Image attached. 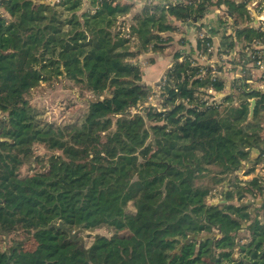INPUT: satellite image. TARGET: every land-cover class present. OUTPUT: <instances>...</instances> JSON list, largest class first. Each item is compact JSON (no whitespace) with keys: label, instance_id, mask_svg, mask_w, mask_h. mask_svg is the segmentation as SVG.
I'll return each mask as SVG.
<instances>
[{"label":"trees","instance_id":"obj_1","mask_svg":"<svg viewBox=\"0 0 264 264\" xmlns=\"http://www.w3.org/2000/svg\"><path fill=\"white\" fill-rule=\"evenodd\" d=\"M221 5L233 25L242 23L231 46L243 47L245 77L234 80L241 103L222 107L201 99L209 96L206 88L221 92L224 81H211L209 68L200 79L197 42L183 61L176 54L162 76V110L141 107L143 115H132L150 93L129 60L156 51L161 34L175 30L171 19L201 20L211 0L143 6L129 25L135 52L134 40L115 31L131 12L129 3L90 0L78 15L82 0L0 1L6 14L0 13V186L6 188L0 187V230L31 232L36 242L33 250L18 243L0 248V264H264V205L261 218L248 205H208V190L195 186L213 167L220 176L215 183L243 163L250 174L264 155L258 123L264 94L247 90L243 58L244 48L264 34L243 25L245 4L217 0ZM45 73L93 95L80 123L54 127L37 119L26 94ZM35 144L61 155L50 158L45 172L20 177L17 168ZM251 183L259 187L257 179ZM59 222L71 232L108 227L125 234L96 235L85 246ZM215 227L229 232L208 235ZM242 229L249 232L245 244L236 241Z\"/></svg>","mask_w":264,"mask_h":264},{"label":"rangeland","instance_id":"obj_2","mask_svg":"<svg viewBox=\"0 0 264 264\" xmlns=\"http://www.w3.org/2000/svg\"><path fill=\"white\" fill-rule=\"evenodd\" d=\"M1 1V0H0ZM120 3H129L132 6L131 12L125 18H120L116 24V30H121L123 36L129 37L130 30L129 25H132V17L139 13L143 6L145 5H160L166 6L171 3L181 1L183 3H188L191 0H119ZM236 3H242L245 6L248 5L246 1L241 0H230ZM213 6L208 10V13L205 14L206 17L209 12L218 11L216 15L219 16V20L214 22V32L216 39L212 40L211 31L203 28L198 21H186L178 22L180 26L175 24L172 25V19L170 23L175 30L172 32H167L161 34L162 42L159 45V48L156 51L149 50L146 53H141L136 55L134 58L129 60L130 63L134 64L139 69V76L141 78V84L148 88L150 96H148L145 103H141L137 109H130L129 113L134 115L136 113L144 114V110L141 107H153L156 110H162V97H161V86L162 80L160 74L150 76L149 72L151 65H155L159 60L163 63H174L175 55L179 54L178 62L184 60L187 57L186 52H181V44L187 42V34H194L196 38V43L199 42L200 47L196 49L195 55L204 63L202 69L209 67H214V70L218 72L219 79L224 81V89L221 92H210L211 89H205L206 94L209 96H214L215 98L211 100L209 96H200L201 99H205L209 104L222 103V107L228 105V103L238 106L242 100L238 98L240 94V88L235 84L234 80L237 79L236 75L240 74L241 65V54L239 53L241 48L240 42L237 43L239 46H233V40L235 36V30L238 27H241V24L235 26L230 20L227 19V10L226 7L216 6L217 0H211ZM138 4L139 6H136ZM90 9V0H82L81 10L78 12V15H81L84 11ZM0 13L5 14L3 10H0ZM6 15V14H5ZM8 19V16H5ZM217 22L220 23V26L217 25ZM246 26V21L243 24ZM211 28V27H210ZM227 28L229 29L230 34H226ZM228 32V31H227ZM219 34V35H218ZM130 38V37H129ZM132 41L133 37L130 38ZM130 51H138L136 48L135 40L133 43H129ZM196 45V44H195ZM188 49V48H187ZM209 49H212L208 52ZM243 55V54H242ZM244 56V55H243ZM230 59V60H229ZM160 63V61L158 62ZM162 63V65H164ZM229 64V66H226ZM160 67H162L160 65ZM249 76L251 77V69L246 68ZM168 70V69H167ZM166 70V71H167ZM165 71V72H166ZM243 73V72H242ZM205 76H200V79H206ZM210 77V76H209ZM44 81L41 82L36 88L32 89L28 94H26V99L29 104L35 109L37 113V119L42 123H50L54 127L64 126L68 124H78L80 123L82 116L87 109V101L93 97V95L87 91H82L79 87H76L71 82L67 81L62 76L53 77L51 73L44 74ZM210 79V78H209ZM255 81H258V76H256ZM234 83V85H232ZM237 85V86H235ZM254 87L255 85H251ZM214 93V94H213ZM225 99H228L224 102ZM213 101V102H212ZM215 101V102H214ZM233 101V102H231ZM249 101H255L250 99ZM147 104V106H146ZM0 119H2V114L0 113ZM258 123L260 124L261 130L259 131L260 138H264V113L258 115ZM149 123L147 122L145 126L147 127ZM263 143V142H262ZM96 151V149H95ZM60 152L57 151H48L44 145L35 144L32 146L31 155L24 160V163L17 168V173L20 177L31 176L36 173L45 172L48 169L50 158L52 156H59ZM264 155L260 159L261 161L258 164H262ZM254 165L252 172L248 175L245 173L247 171L246 163H243V168L234 173L228 174L226 177L222 176L221 181L215 183L216 179H219L217 175L218 169L216 167L212 168V173L207 177L198 180L195 182L196 187H202L203 189L208 190V196L206 198V203L208 205L212 204H232L237 207L241 205H248L249 209L254 211L253 217L255 214L259 215V218L262 217L263 209L261 208L264 205V163L263 166ZM251 169V168H249ZM248 169V170H249ZM257 169V170H256ZM244 170V172H242ZM244 173V175H243ZM246 177V178H245ZM242 179V180H241ZM252 179H257L259 181L258 186L254 187ZM3 189H6L3 186H0ZM242 187H247L251 190L252 193H244ZM7 191V190H6ZM6 191L2 190V193L6 195ZM231 193L232 197L229 200L224 198L225 194ZM8 197V191L7 196ZM134 208L132 203H129L126 207L127 213H132ZM228 227L219 229L217 227L213 228L208 235L214 237H219L223 233H228ZM76 233L74 239L78 240L88 246L92 241L93 237L96 235H101L105 237H112L115 234L124 235V232L116 233L113 229L108 227H103L95 229L93 231H73ZM202 235H206L203 233ZM207 235V236H208ZM249 239V232L246 229L239 230L236 233V241L239 244L247 243ZM13 243H18L25 250H33L36 242L34 241V236L31 232H26L19 230L17 232L6 233L0 230V248L10 247ZM236 257H238V250H236Z\"/></svg>","mask_w":264,"mask_h":264},{"label":"built area","instance_id":"obj_3","mask_svg":"<svg viewBox=\"0 0 264 264\" xmlns=\"http://www.w3.org/2000/svg\"><path fill=\"white\" fill-rule=\"evenodd\" d=\"M241 1L243 2L246 1L248 3V5L245 6V9L249 16V21L246 22V26L253 28L258 32L264 34V0H241ZM211 50L212 49H209L208 52ZM243 52H244L243 58L246 61L245 67L251 69L250 72L251 77L248 74V77H246V80L244 81L246 85H248L247 90L256 89L260 91L262 94H264V39L262 41H255L252 44L246 46ZM226 66H229V64H226ZM239 68L241 69V67ZM209 70H210L209 76L211 81H214L215 79H219L218 72L214 70V67H209ZM207 73H208L207 69L201 70L202 76H205V74L207 75ZM256 76H258V81H255ZM236 77L237 79H241L245 77L244 71H242L241 69L240 74L236 75ZM251 85H255V86L252 87ZM260 128L263 127L260 126ZM262 140L264 141V138H262ZM242 172H244V170Z\"/></svg>","mask_w":264,"mask_h":264},{"label":"crops","instance_id":"obj_4","mask_svg":"<svg viewBox=\"0 0 264 264\" xmlns=\"http://www.w3.org/2000/svg\"><path fill=\"white\" fill-rule=\"evenodd\" d=\"M137 1V0H136ZM136 6H139L138 4H136ZM217 10L215 11H210L209 12V14L206 16V17H204L201 21H200V23H202V27L203 28H205V29H208V30H210L211 31V34H212V40H215L216 39V37H215V35L213 34V30L212 29H214L212 26H214V22L216 23V21L217 20H219V16L218 15H216L217 14ZM179 21H176V20H174V19H172V25L173 24H175V25H177V26H180L179 24L180 23H178ZM217 25L218 26H220V23L219 22H217ZM211 27V28H210ZM228 31V32H227ZM227 31H226V34H230V32H229V29L227 28ZM219 35V34H218ZM196 38L194 37V34L191 32V34H187V42L186 43H184V46H182L181 45V47H179V48H181L182 49V53L183 52H186V54H188V53H190V50L194 47L195 48V44H196ZM241 45V44H240ZM235 46H237V45H235ZM242 46V45H241ZM188 48V49H187ZM240 53V52H239ZM230 60V59H229ZM160 61V63H158ZM155 65H151V66H149L148 68H150V69H148V70H150V72H149V75L150 76H154V75H156V74H160V77L159 78H162V76L165 74V71L167 70V69H169L171 66H172V62L171 63H167V64H165V63H163L161 60H159ZM162 63L164 64V65H162ZM160 65L162 66V67H160ZM241 70V69H240ZM245 74V73H244ZM237 78V77H236ZM213 98H215L214 96H212L211 95V100L213 99ZM264 125V124H263ZM263 160H264V158H263ZM263 163H264V161L262 162V164L260 165V164H258V165H260V166H263ZM257 170V169H256ZM262 172H264V170H262ZM249 175V174H248ZM246 178V177H245Z\"/></svg>","mask_w":264,"mask_h":264},{"label":"water","instance_id":"obj_5","mask_svg":"<svg viewBox=\"0 0 264 264\" xmlns=\"http://www.w3.org/2000/svg\"><path fill=\"white\" fill-rule=\"evenodd\" d=\"M254 106H255V101H250V106H249V120L252 119L253 117V110H254ZM53 224H50L48 227L52 226ZM54 226V225H53ZM58 227L61 229H65L69 235L70 238L74 239V237L76 236V233L71 232L69 229H66L61 222H59Z\"/></svg>","mask_w":264,"mask_h":264}]
</instances>
